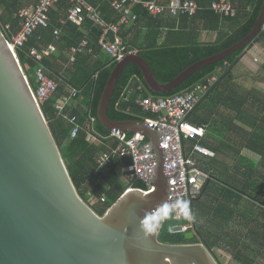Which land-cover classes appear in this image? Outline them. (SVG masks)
I'll return each instance as SVG.
<instances>
[{"label":"trees","instance_id":"16d2710c","mask_svg":"<svg viewBox=\"0 0 264 264\" xmlns=\"http://www.w3.org/2000/svg\"><path fill=\"white\" fill-rule=\"evenodd\" d=\"M26 1L0 0V24L7 38L15 35L21 28L22 19L19 13ZM113 1L102 0V12L107 21L117 23L120 14L112 7ZM213 1L215 0H197L200 10L192 20L187 16L152 17L142 6L137 5L133 8L138 15L137 21L129 27L122 26L119 36L129 52L137 51L149 63L161 83H168L196 62L216 55L248 36L258 22L264 3V0H231L239 6L238 15L221 17L210 9ZM90 2L93 5L99 4L94 0ZM69 8V2L63 0L57 10L51 11L50 26L39 28L28 43L18 50V57L33 89L37 90L35 73L39 64L31 56V50L56 45L57 52L46 56L42 64L47 74L58 83V88L52 98L42 105V109L79 195L87 203L96 199L98 205H93V209L103 216L125 193L127 185L122 177L132 162L129 157H118L105 167H101L98 162L103 151L108 152L118 146L117 141L104 139L111 131L98 120L99 102L117 63L102 51L99 46L102 31L94 27L88 18L85 19L83 27L69 21L65 25L60 24V20L67 19ZM150 21L153 22L152 27L146 29L141 40L139 36L142 31L139 25ZM57 28L62 30L59 40L54 35ZM204 32L216 33V39L213 42L201 41L200 36ZM87 34L94 54L80 55L76 63L67 67V53L72 47L79 46ZM262 38L264 39V30L244 49L198 71L179 89L167 94L152 92L145 84L140 68L136 64H130L119 80L108 109V116L113 121L144 122L153 116L145 113L135 102L123 101L130 84H142L145 87L144 97H168L185 92L197 83L206 82L218 73L219 68L224 69L219 83L190 117L192 122L200 126L216 122L218 128L227 136L222 142H205L216 153V157L205 161L202 167L205 170L214 168L215 177L206 184L203 196L193 202V208L195 226L197 216L206 218L208 225L206 235L200 229L197 231V243H204L212 252L219 249L228 253L237 264H264L259 262L264 260V97L261 98L262 95L259 96L257 90L249 92L248 95L231 91L225 96L220 93L219 88L230 83L233 78L232 70L244 51ZM68 88L78 90L80 94L76 98L83 95L85 100L78 107L74 104L67 105L60 114L56 106L69 97ZM209 104L212 110L208 112ZM220 106L234 111L235 118L251 131L236 125L234 117L221 115ZM203 108L207 111L201 115L199 111ZM214 115L220 117L221 121L214 119ZM73 116L77 117V122L81 125V130L74 139L71 138L74 125L70 121ZM90 116L96 119L93 129L101 137L103 145L90 141ZM244 148L259 154L260 163L255 164L244 159ZM222 155L233 160L232 163L222 160ZM134 187L145 189L146 185L138 181L134 183ZM206 193L211 195L210 203L203 202ZM246 197L262 204L263 208L259 211L254 205L244 206L242 203ZM174 224L171 220L167 221L159 240L170 244L187 243L185 236L179 235L175 239L167 237L165 228Z\"/></svg>","mask_w":264,"mask_h":264},{"label":"water","instance_id":"95a60500","mask_svg":"<svg viewBox=\"0 0 264 264\" xmlns=\"http://www.w3.org/2000/svg\"><path fill=\"white\" fill-rule=\"evenodd\" d=\"M263 26L264 3L248 36L196 62L168 83H161L137 52L117 62L99 102L98 120L110 131L147 134L158 153L159 168L155 191H127L100 216L79 195L42 106L0 24V264H221L204 243H197V232L186 234L185 244L161 242V227L144 239L141 220L153 217V211L168 198L164 153L158 148L159 135L144 122L113 121L108 109L128 65L140 68L152 92L171 93L198 71L247 47Z\"/></svg>","mask_w":264,"mask_h":264},{"label":"built area","instance_id":"2783aa9c","mask_svg":"<svg viewBox=\"0 0 264 264\" xmlns=\"http://www.w3.org/2000/svg\"><path fill=\"white\" fill-rule=\"evenodd\" d=\"M61 1L36 0L35 5H28L20 10L21 28L15 35L7 38L16 56L18 50L28 43L39 28L50 26V13ZM65 1L69 2L70 8L67 11V19L61 20V23L65 24L69 21L83 26L85 19L88 18L94 27L102 31L99 46L116 63L123 60L127 54L134 53L126 49L119 34L122 26L133 25L137 21L138 15L133 11L135 6H142L152 17L187 16L191 20L197 17L200 10L196 0H114L112 7L120 14V20L114 23L107 21L100 7L92 5L89 0ZM210 9L222 17H236L239 13L238 7L230 0L213 1ZM60 34L59 29L54 31L57 40ZM56 52L55 44L44 46L41 50H31V56L39 64L35 73L38 88L34 90L32 87V91L35 100L41 106L52 98L58 88V83L47 74L42 64L46 56ZM90 53H93V49L89 36L86 35L79 46L71 49L70 62L74 63L79 55ZM224 65L229 67L228 63ZM223 70L221 67L218 73L206 82L197 83L185 92L168 97H144L145 89L141 84L130 85L123 96L124 102L133 101L141 106L145 113L153 116L147 118L144 123L159 135L158 148L164 153L163 169L168 177V198L166 203L153 211V216L162 220L160 233L168 220L175 222L173 226L165 228L172 236L181 235L186 239V234L196 232L195 219H187L178 205L187 203L189 213L195 218L193 201L203 194L206 184L215 177L214 168L205 170L200 158L214 157L215 154L203 144V140L208 136L205 126L195 124L190 117L209 97L213 87L219 83ZM69 93V97L64 98V101L56 106L60 114L63 113L67 103L79 94L78 90L73 88H70ZM70 121L74 125L71 134V138L74 139L80 132L81 125L77 122L76 116ZM95 122L96 119L90 116L89 137L91 142L96 143L102 139L93 129ZM104 139L115 140L118 146L99 155L98 162L101 167L111 165L118 157L131 158L132 162L123 177L127 185L125 192L135 189L134 183L138 181L146 185L145 189H141L142 191L146 193L155 191L159 161L154 143L148 135L142 132L129 133L113 129ZM174 227H179L180 231L174 232Z\"/></svg>","mask_w":264,"mask_h":264},{"label":"crops","instance_id":"0c3cea01","mask_svg":"<svg viewBox=\"0 0 264 264\" xmlns=\"http://www.w3.org/2000/svg\"><path fill=\"white\" fill-rule=\"evenodd\" d=\"M63 1V0H62ZM61 1V2H62ZM95 2H97V3H99L98 5H94V6H98V7H100V9H101V12H102V0H94ZM104 1H108V0H104ZM197 1V0H196ZM216 1V0H215ZM231 1V0H230ZM61 2L59 3V5L56 7V9L55 10H57L58 9V7L60 6V4H61ZM89 2H90V0H89ZM233 2V1H232ZM35 3H36V0H27L26 1V5L25 6H28V5H35ZM91 4H92V2H90ZM234 3V2H233ZM235 4V3H234ZM93 5V4H92ZM237 7H239L238 5H237V3L235 4ZM24 6V7H25ZM23 7V8H24ZM239 9V8H238ZM102 15H103V12H102ZM103 17H104V15H103ZM222 17V16H221ZM51 18V17H50ZM111 22V21H110ZM115 23V22H114ZM152 23L153 22H149V23H147V24H142L141 23V25H139L140 26V30L142 31V35L141 36H139V38L142 40L143 38H144V33L146 32V29L147 28H151L152 27ZM60 24L61 25H65V24H62L61 23V20H60ZM127 27H129L130 25H126ZM148 26V27H147ZM81 27H83V26H81ZM57 29H59L60 31H61V33H62V30H61V28H57ZM144 29V30H143ZM122 31L124 32V29H122ZM88 35V34H87ZM60 36H61V34H60ZM257 38V37H256ZM255 38V39H256ZM216 39V33H212V32H210V33H207V32H204V33H202L201 34V36H200V40L201 41H203V42H213L214 40ZM73 48V47H72ZM93 49V48H92ZM71 51V50H70ZM70 51L67 53V56H68V59H69V63H68V65H67V67H71V65L72 64H74V63H76V61H77V59H78V57H77V59H76V61L74 62V63H71L70 62ZM103 51V50H102ZM104 52V51H103ZM134 53H136L137 51H133ZM106 53V52H105ZM90 54H94V50H93V53H90ZM86 55V54H85ZM107 55H109V54H107ZM80 56V55H79ZM110 56V55H109ZM111 57V56H110ZM95 59H97V57H95ZM219 69H221V68H219ZM240 69H242L243 70V72L244 71H248V72H251L250 70H258L257 72L259 73V76L261 75V79L262 78H264V39L262 38V39H260V40H258L257 42H255V43H253L250 47H248L245 51H244V53L242 54V56L240 57V60H239V62L237 63V65L233 68V70H232V75H233V78H232V80L230 81V83L226 86V84L223 86V87H221V88H219V91H220V93L222 94V95H225V96H227L231 91H233V92H238V94L240 93L237 89H238V87H237V85L235 86V76H236V71L238 72ZM259 82V86H258V88L256 87V89H250L249 91H248V94H249V92H251V91H253V90H257L260 94L262 93L263 95H262V97H264V81H262V80H259L258 81ZM139 85V84H136V83H132V84H130V85ZM129 85V86H130ZM142 85V84H141ZM128 86V87H129ZM143 86V85H142ZM263 86V87H262ZM127 87V88H128ZM144 87V86H143ZM144 89H145V87H144ZM68 90V92H69V90H70V88H68L67 89ZM145 92V91H144ZM80 94V93H79ZM241 94V93H240ZM245 94H247V93H245ZM247 94V95H248ZM260 96V95H259ZM85 100V96H83V95H81L80 96V98L79 99H71L68 103H67V105H69V104H74L76 107H78L79 105H81V103L83 102ZM62 103V102H61ZM222 107V108H221ZM209 108H211V109H209ZM208 112L209 111H211L212 110V106H210V104H209V106H208ZM205 109L203 108V109H201L200 111H199V114H201V115H204L205 113H206V111L207 110H205ZM207 112V113H208ZM220 112H221V115H225V116H229V117H234V123L236 124V125H239V126H241V127H243L242 125H240L239 123H241L239 120H237L236 118H235V113H234V111L232 112L231 110H225L224 108H223V106H220ZM214 119H218V120H220V117H217L216 115H214V117H213ZM215 121V120H214ZM221 121V120H220ZM145 122V121H144ZM237 122H239V123H237ZM205 128H206V130H207V133H208V136H207V138H209L208 139V142H216V141H218V142H222V141H224V139H222V141H219L220 139H219V136L221 135H223V137H225V139H226V134H224L219 128H218V124H216V122H213V124H211V125H208V126H205ZM244 129H246V130H249V131H251V129L249 128V127H245L244 126ZM207 140H205L203 143H204V145H205V142H206ZM95 143V142H94ZM98 143H100L101 145H103V142L102 141H98ZM99 144V145H100ZM109 146V145H108ZM206 146V145H205ZM207 147V146H206ZM207 148H209V147H207ZM209 149H211V148H209ZM212 150V149H211ZM213 151V150H212ZM107 152V151H106ZM214 152V151H213ZM245 152V153H244ZM102 153H104V151L102 152ZM101 153V154H102ZM214 154H215V156L214 157H210V158H215L216 157V153L214 152ZM242 156H243V158L244 159H246V160H249L250 162H254L255 164H258V163H260V161H261V156L259 155V154H257V153H255V152H252V151H250V150H248L247 148H244V149H242ZM210 158H206V159H203V158H200V161L202 162V164H204L205 163V161H208ZM249 165H251V166H253L251 163H249ZM123 177H124V175H123ZM123 177H122V180H123ZM124 181V180H123ZM124 183H125V181H124ZM126 184V183H125ZM203 196V195H202ZM201 196V197H202ZM244 206H253L254 205V207H255V209H259V211L261 210V208H263L262 207V204H260V203H258L257 201H255V200H253V199H251V198H248V197H246V199L243 201V203H242Z\"/></svg>","mask_w":264,"mask_h":264},{"label":"rangeland","instance_id":"374dc122","mask_svg":"<svg viewBox=\"0 0 264 264\" xmlns=\"http://www.w3.org/2000/svg\"><path fill=\"white\" fill-rule=\"evenodd\" d=\"M250 71L251 72H248V71L243 72V70L240 69L238 72L236 71V73H235L236 74L235 86L237 85V87H238L237 90L243 95H246L245 93L248 94V91L252 88L253 89H256V87L258 88V86L260 85L258 82L259 80L264 81V78L261 79V75L259 76V73L257 72L258 70L254 69V70H250ZM259 95L261 96L263 94H259ZM261 98H262V96H261ZM262 100H264V98ZM237 123H239V122H237ZM239 124L242 125L243 128H244V126L247 127L246 125H244L242 123H239ZM208 139L209 138H206L205 140L208 141ZM219 139H220L219 141H222V139L225 140V137H223V135L222 136L220 135ZM205 140H203V142ZM220 158L222 160L228 161L229 163H232V161H233V160H230L226 156H223V155ZM210 196H211L210 193H206V195L203 198V202L204 203H210V200H211ZM88 204L93 208V205L97 206L98 202L96 199H91L90 203H88ZM196 226H197L196 232L200 229L206 235V232H207L206 227L208 226L207 222H206V218H204V217L199 218L197 216L196 217ZM168 234H169V236H168ZM168 234H167V237L169 239H175L174 237H177V236H172L170 233H168ZM200 242H202V241H200ZM214 252H215V255L217 256L218 260L221 262V264H237V262L228 253H226L222 250H219V249H215ZM259 262L264 263V260H259Z\"/></svg>","mask_w":264,"mask_h":264},{"label":"clouds","instance_id":"9594fccd","mask_svg":"<svg viewBox=\"0 0 264 264\" xmlns=\"http://www.w3.org/2000/svg\"><path fill=\"white\" fill-rule=\"evenodd\" d=\"M183 210V215L189 219L193 220L195 219L194 216H192L188 211V205L187 203H184L182 205H178ZM162 225V220L155 218L154 216L149 218L145 217L140 222V231L143 233V237L145 240H147L153 233H155Z\"/></svg>","mask_w":264,"mask_h":264}]
</instances>
